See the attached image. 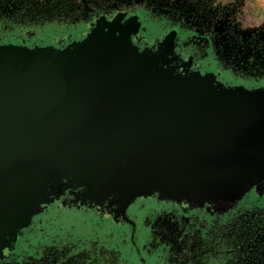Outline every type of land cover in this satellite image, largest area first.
I'll return each mask as SVG.
<instances>
[{
  "label": "water",
  "instance_id": "1",
  "mask_svg": "<svg viewBox=\"0 0 264 264\" xmlns=\"http://www.w3.org/2000/svg\"><path fill=\"white\" fill-rule=\"evenodd\" d=\"M110 32L0 44V232L26 225L60 185L227 197L262 175L264 86L159 75L128 31Z\"/></svg>",
  "mask_w": 264,
  "mask_h": 264
},
{
  "label": "flooded vegetation",
  "instance_id": "2",
  "mask_svg": "<svg viewBox=\"0 0 264 264\" xmlns=\"http://www.w3.org/2000/svg\"><path fill=\"white\" fill-rule=\"evenodd\" d=\"M22 13L0 10V44L63 47L116 28L129 32L141 62L150 61L159 75L264 86V73L229 66L211 33L180 10L142 4L60 20ZM150 62L144 63L149 69ZM259 170L262 175L246 178L241 194L232 190L227 197L167 196L156 189L132 197L83 183L49 188L26 225L0 232V264H264V168ZM50 208L79 214L81 232L15 251L18 238L39 230L38 215Z\"/></svg>",
  "mask_w": 264,
  "mask_h": 264
},
{
  "label": "rangeland",
  "instance_id": "3",
  "mask_svg": "<svg viewBox=\"0 0 264 264\" xmlns=\"http://www.w3.org/2000/svg\"><path fill=\"white\" fill-rule=\"evenodd\" d=\"M142 4L173 8L193 16L211 33L229 66L248 74L264 73V0H0V10L60 20ZM79 217L74 212L50 208L38 215L39 230L18 238L15 251L31 250L50 237L61 239L68 233H80Z\"/></svg>",
  "mask_w": 264,
  "mask_h": 264
},
{
  "label": "bare ground",
  "instance_id": "4",
  "mask_svg": "<svg viewBox=\"0 0 264 264\" xmlns=\"http://www.w3.org/2000/svg\"><path fill=\"white\" fill-rule=\"evenodd\" d=\"M263 137H264V136H263ZM261 141H262V142H261L260 144L263 145V146H259V147H257V148H259V149H263V150H264V138H262ZM253 147H254V146H253ZM260 147H261V148H260ZM254 152H255V153H254ZM256 152H257L256 150H255V151H252V153H253L254 155H256Z\"/></svg>",
  "mask_w": 264,
  "mask_h": 264
},
{
  "label": "trees",
  "instance_id": "5",
  "mask_svg": "<svg viewBox=\"0 0 264 264\" xmlns=\"http://www.w3.org/2000/svg\"><path fill=\"white\" fill-rule=\"evenodd\" d=\"M180 194H182V193H180ZM186 194V193H185Z\"/></svg>",
  "mask_w": 264,
  "mask_h": 264
}]
</instances>
